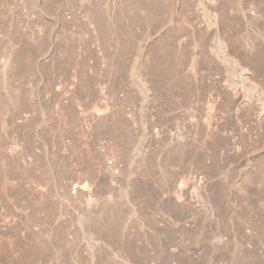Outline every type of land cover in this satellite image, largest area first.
I'll return each mask as SVG.
<instances>
[{
  "label": "rangeland",
  "instance_id": "obj_1",
  "mask_svg": "<svg viewBox=\"0 0 264 264\" xmlns=\"http://www.w3.org/2000/svg\"><path fill=\"white\" fill-rule=\"evenodd\" d=\"M0 264H264V0H0Z\"/></svg>",
  "mask_w": 264,
  "mask_h": 264
}]
</instances>
